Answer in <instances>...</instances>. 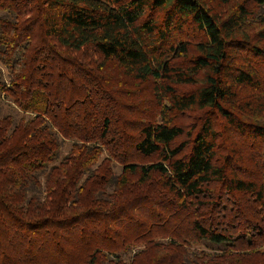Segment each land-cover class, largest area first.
I'll return each instance as SVG.
<instances>
[{"label": "trees", "instance_id": "obj_1", "mask_svg": "<svg viewBox=\"0 0 264 264\" xmlns=\"http://www.w3.org/2000/svg\"><path fill=\"white\" fill-rule=\"evenodd\" d=\"M0 264H264V0H0Z\"/></svg>", "mask_w": 264, "mask_h": 264}, {"label": "rangeland", "instance_id": "obj_2", "mask_svg": "<svg viewBox=\"0 0 264 264\" xmlns=\"http://www.w3.org/2000/svg\"><path fill=\"white\" fill-rule=\"evenodd\" d=\"M5 72H6V71H5ZM8 105L11 106L9 103H8ZM186 122L189 123V122H190V119H186ZM69 148H70V143H68V144L65 146L64 152H66L67 150H69ZM117 168H118V167H117ZM119 169H120V168L117 169L118 172H119Z\"/></svg>", "mask_w": 264, "mask_h": 264}]
</instances>
